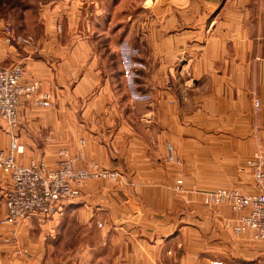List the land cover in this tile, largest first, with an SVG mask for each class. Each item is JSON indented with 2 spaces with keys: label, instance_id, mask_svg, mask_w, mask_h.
Listing matches in <instances>:
<instances>
[{
  "label": "crops",
  "instance_id": "crops-1",
  "mask_svg": "<svg viewBox=\"0 0 264 264\" xmlns=\"http://www.w3.org/2000/svg\"><path fill=\"white\" fill-rule=\"evenodd\" d=\"M121 1L39 0L34 5L23 3L15 15L0 21V30L10 24L17 33L34 38L32 45H11L1 32L0 63L23 64L25 78L39 79L40 89L53 96L50 107L32 99L21 101L17 131L24 150L19 160L43 158L53 165L59 150L68 148L73 154L82 153L83 161L96 160L123 173L118 181L89 180L79 197L65 203L62 213L47 219L31 216L16 228V235L10 225L0 223V264H162V252L164 256L171 253L181 238L187 250L182 263L207 256L223 264H248L249 260L260 264L264 243L255 241L252 232L235 237L213 230L231 259L225 263L227 257L223 261V256L210 258L203 253L200 245L207 236L182 224L184 211L177 212L174 221L158 215L161 207L174 200H167L160 183H152V174H161L165 188L170 176L164 168L155 167L157 160L152 161L146 149L135 146L146 140L136 135L132 94L143 95L149 104L156 99L151 93L153 80L159 78L161 88L169 89L170 84L169 94L166 90L157 94L163 125L156 138L160 154L167 155V142H173L178 152L187 141L192 157L198 158L195 173H199L200 158L215 153L225 156L227 160L220 163L229 173L235 172L237 157L241 160L264 146V0H140L144 13L153 8L156 15L143 23L132 19L131 8L123 20L118 19ZM132 39L131 44L145 47L149 66L142 72L145 78L134 77L130 86L118 45ZM176 62L185 66L183 72L194 81L189 102L195 111L173 116L169 100L176 101V111L183 110L177 104H185L182 93L183 100L172 90L176 81L171 85L167 80L176 77ZM199 87H206L207 93L198 92ZM256 96L261 103L258 111L253 107ZM147 113L152 114L151 105ZM3 123L0 119V140L7 147L10 137ZM118 158L123 159L121 163ZM142 174L149 176L141 179ZM179 178L183 187L189 184L188 177ZM233 180L242 182L236 174ZM10 182L0 170V218L6 214ZM192 205L198 210V203ZM73 220L86 229H67ZM77 237L91 241L75 244ZM190 257L195 261H189L194 260Z\"/></svg>",
  "mask_w": 264,
  "mask_h": 264
},
{
  "label": "rangeland",
  "instance_id": "rangeland-1",
  "mask_svg": "<svg viewBox=\"0 0 264 264\" xmlns=\"http://www.w3.org/2000/svg\"><path fill=\"white\" fill-rule=\"evenodd\" d=\"M38 1L37 0H0V21L2 19H5V17H7V16L12 17L13 15H15L16 9H18L20 7V5H22L23 3L25 5H30V4L34 5ZM147 3H150V1ZM130 8L133 10L132 11L133 12L132 19L137 21L138 23L139 22L143 23V21L154 20V17L156 16L154 14V12L151 11V10H153V8H151L150 11H147L146 13H144L145 11L142 10L140 0H122L120 3V8H119V9H121L120 14L118 15L117 18L120 20H123L124 12L126 10H129ZM1 32H3V34L5 33L4 26H3V29L0 30V33ZM137 32H138V29H137ZM139 32H141V31H139ZM17 34H21V33H17ZM206 34H207V31H206ZM23 35H31L32 36V34H30V33L23 34ZM1 36L2 35H0V37ZM3 37L4 36H2V38ZM5 38H6V33H5ZM129 41L134 42L133 39H132V41L131 40L123 41L122 43H120L118 45V52H119V55H120L121 60H122V63H121L122 67H124V71H125L124 78L126 79V81L129 82V85L132 86V79L134 77H137L140 75V77H142L143 79L145 78L144 73H142V72H144V69L148 68L149 64L146 62L147 60L144 57L145 52H146L145 47H139L138 45L131 44ZM33 43H34V38H33ZM9 44H11V43H9ZM12 44L13 45H24V44H16V43H12ZM32 44H30V45H32ZM133 55H134V57H133ZM183 60H185V56L183 57ZM1 65L6 66L4 64H1ZM7 67H10V66H7ZM184 67H185L184 65H181V64H179V62L178 63L176 62V66H175L176 77H172V78L167 79V80H169V83H171V85L173 82L176 81V84H177L176 88L175 87L172 88V90L175 92V96H178V97H180V99H182V97L180 96V93H179V92H181L182 95L184 96V99H185V104H183L182 102L177 104L179 108L182 106V108H183L182 111H176L175 110L176 109V107H175L176 101L169 100V105L173 104V105H170V106H172V108L169 110V113H172L173 116H175L178 113L189 114V113H192L195 111V108H193V104L191 102H189V100L191 99L190 96L194 93L193 89H195V85H194V81L191 79V76L188 73H186V71L183 72ZM135 68L140 69L139 71H141V72L133 71ZM25 69H26V67H25ZM179 75H181L182 77ZM158 79L159 78H156L155 82L153 80V85H152V89H151L152 97H154V98L156 97V99L152 98V101H149V104L146 100H144L142 98L143 95H141V97H137L136 95H133L132 94L133 92L131 89L132 87L130 88V94H132V97H136V102H134L135 121H136V124H135L136 135L141 136L144 138V140H146V142L143 141L144 143H135V146L137 148L146 149L148 151V155H150V157L152 158V161L157 160L155 167L159 166V167L164 168L163 171L167 170L168 175L170 176L169 177L170 184L168 185L167 188H165L159 179L161 174L158 171L156 173L152 174V179H151L152 183H154V182L160 183L162 189L165 190L164 196L167 197V200H169V201L174 200V202L172 204H170V202H168L167 206L161 207L159 209V210H161L160 212H158V211H155V212H158V215L159 214L160 215H166L167 218L169 216H171V217H173L172 221H174V219H176V216L179 215V214L176 215L177 212L180 213L181 211L182 212L184 211V215L182 216V218L185 220L183 221L182 224L192 226V227L194 226L200 231L199 233L202 235V237L207 236L206 237L207 239L204 238V241L202 243L203 245H200L201 248H203V250H205V251H203V253L205 255H207V253H208V256H210V258H211V256H215V255L223 256L222 260L224 261V257H227L225 255V253L227 252L226 246L223 245L222 242L219 243V240H218L219 238H217L216 234L212 235V232L216 228L218 231L222 230L223 232H230L235 237H239V235H242V234L234 233L232 231V229L230 227H227L225 224V219H228L231 217H237L238 214L232 212L229 209V207L227 205H224V204H220V205L212 206V207L206 206L203 203V198H204L203 192L218 189V188H228V189H236L243 194H255L258 191L257 185L255 182L252 170L247 165V159L251 157L252 153L257 148L255 150H253V152L250 155H247L245 158L242 157L243 159H241V160L239 159V157L236 158L239 161L236 162V165H235L236 170H235V172L233 171V173L232 172L229 173L227 171V169L225 168V166H223L222 163H220L222 160H227V159H225V156L218 155V153L212 154L210 158L207 156L201 157L200 162L198 163V165H200L199 166L200 167L199 173L197 174L194 171H192L193 166L195 164L194 160L196 157H192L191 148H187V146L185 145L187 143V141H185L184 143L182 142V144H184L183 148L178 150V152H177V150L175 148V144L173 142H167L164 144L166 146L165 148L167 150V153H168V145L171 144V145H173L174 149L176 150L178 156L180 157L179 158L180 159L179 164L169 162L167 160V155L165 156L164 154H160L161 153L160 152V141H158L156 138H158L160 136L159 131L162 130V128H163L162 122L160 120L161 119L160 110H159L160 105L158 104L157 94H158L159 90H161V91L166 90V91H168V94H169L170 84L167 83V86L169 89L161 88L160 81ZM139 85H144V83L142 81H139ZM179 85H181L182 89L179 88ZM206 90H207L206 87H199L197 91L200 93L206 94L207 93ZM136 94H138V93H136ZM146 97L149 98L150 94ZM255 98H257V96ZM255 98L253 99V107H254L255 111H258L259 109H256V107H255ZM150 105L152 107V114L148 115L147 110L150 109ZM1 117H0V119H3L4 123L6 124V131L9 133V137H10L9 144H10L12 134L15 131L20 136L19 131H17L18 121H17V123L13 129L7 123V121L3 117L2 118ZM18 120H19V117H18ZM152 122L154 124H152ZM4 123L1 124V126H3ZM161 125H162V127H161ZM214 128H217V127H213V129ZM189 132L190 133L188 134V136H191L192 135L191 131H189ZM144 136L153 137V140H155V141L151 142L150 140L145 139ZM1 144L2 143L0 140V145ZM9 144L7 147H4L2 145L1 146L3 148L7 149L9 147ZM258 147H264V146L260 145ZM33 159L45 160L43 158H33ZM197 159L198 158H196V160ZM83 160L84 159H81V161H83ZM121 160H123V159L118 158L117 162L121 163ZM233 160H234V158L232 156V161ZM91 161H96V160H85L82 163L85 164V163H88ZM96 162H98L99 164H101L107 168H111V167H108V166L102 164L99 161H96ZM142 162H144V160H142ZM142 162H141V164H143ZM165 165H167V166H165ZM111 169H113V168H111ZM116 170H118V169H116ZM155 170H158V169L155 168ZM119 172H121V171H119ZM121 174H123V173L121 172ZM235 174L239 177V181H242V182H240V183L234 182L233 177ZM148 176H149L148 174L140 175L141 179L142 178L147 179ZM121 177H122V175H121ZM121 177L119 179H121ZM178 177H184L185 179L187 177L189 178L188 179L189 184L186 187H182V189H180V190L177 189L178 179L176 180V178H178ZM119 179H117L116 181H118ZM179 179H182V178H179ZM99 180H104V179H99ZM175 180H176V183L174 184ZM105 181H110V180H105ZM133 184L134 183L129 182V185H133ZM8 189H9V187L7 188V190ZM202 189H204V190H202ZM206 189H208V190H206ZM156 196L158 197V195H156ZM72 199H74V198L66 200L64 202L63 206L61 207V210H59V212H57V213H62L65 210V203L68 202L69 200H72ZM175 200H177L178 203H176ZM195 202L198 203V205H199L198 210L197 209L195 210L196 207L192 205ZM180 203L182 204V206H180ZM153 207L155 208V206H153ZM69 209L70 208H68L65 212H68ZM227 210L229 211L228 213H231V214L227 215L226 214ZM53 215H50V216L40 215V217L47 219L48 217H51ZM192 215H194V216H192ZM195 220H198V222ZM98 224L101 226V223H98ZM35 228L37 229V226ZM67 229L74 230V229H86V228H84L82 226V223L80 224L79 222L73 220V221H70L69 223H67ZM187 231H190V230H187ZM245 233H247V232H245ZM252 238H253V236H252ZM253 239L255 241H258V242L263 244V242L256 240L255 238H253ZM84 240H87V241L90 240L91 241V239H81V238L77 237L74 239V242H75V244H79V241L83 243ZM92 240H93V242L95 241V239H92ZM182 243H183V240L181 238V240L179 239L178 242L176 244H174L176 246V247L174 246L175 247L174 249L170 248L171 247L170 243L167 244L168 248H170L172 252L168 253L166 256H164V254L162 252V255L160 256L162 264H186L185 262H183V263L181 262V258H183L182 255H185L187 253V250L185 251L183 249ZM191 248H194L192 253H197V251L195 250L196 247H191ZM175 251H177V252H175ZM190 258H193V257H190ZM228 260L230 261L231 259L227 257V259L225 260V263H227ZM189 261H195V259L189 260ZM215 261L222 262L219 260H215ZM215 261H209L207 259V256H206V258H203V256H202V258L199 259V261L197 260L192 264H199V263L200 264H213V262H215ZM250 262L251 261L249 260L248 264H250ZM260 264H264V254H263V258L261 259Z\"/></svg>",
  "mask_w": 264,
  "mask_h": 264
},
{
  "label": "built area",
  "instance_id": "built-area-1",
  "mask_svg": "<svg viewBox=\"0 0 264 264\" xmlns=\"http://www.w3.org/2000/svg\"><path fill=\"white\" fill-rule=\"evenodd\" d=\"M9 43L30 45L31 35L17 34L11 25L5 28ZM26 69L21 63L10 67L0 64V115L14 129L19 117L21 101L32 99L35 104L50 107L53 96L42 91L39 79H26ZM260 99L255 98L256 109L260 108ZM19 134H12L7 149L0 145V170L9 175V189L5 192L6 214L0 223L10 225L13 235L25 220L34 215L50 216L63 206L64 202L81 195L86 183L91 179L116 181L121 172L107 168L96 161L83 164L82 153L73 154L68 148L58 152L57 162L53 165L45 160L31 159L21 163L19 155L23 153ZM167 160L180 163L173 145H168ZM257 185L255 194H243L236 189L218 188L203 192V203L212 207L227 205L237 213V217L225 219V224L236 234L252 232L253 238L264 243V147H258L247 159ZM183 187L178 179L177 189ZM15 239V238H14ZM23 252H26L24 249ZM213 264H223L213 262Z\"/></svg>",
  "mask_w": 264,
  "mask_h": 264
}]
</instances>
